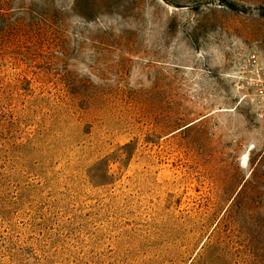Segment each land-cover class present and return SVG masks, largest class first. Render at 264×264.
I'll return each mask as SVG.
<instances>
[{
    "label": "rangeland",
    "instance_id": "obj_1",
    "mask_svg": "<svg viewBox=\"0 0 264 264\" xmlns=\"http://www.w3.org/2000/svg\"><path fill=\"white\" fill-rule=\"evenodd\" d=\"M204 1L0 0V264H264V0Z\"/></svg>",
    "mask_w": 264,
    "mask_h": 264
},
{
    "label": "water",
    "instance_id": "obj_2",
    "mask_svg": "<svg viewBox=\"0 0 264 264\" xmlns=\"http://www.w3.org/2000/svg\"><path fill=\"white\" fill-rule=\"evenodd\" d=\"M202 4L218 6V7H221L224 5V3L220 0H207V1L202 2ZM255 10H257V7H247L243 11L247 12V11H255Z\"/></svg>",
    "mask_w": 264,
    "mask_h": 264
},
{
    "label": "trees",
    "instance_id": "obj_3",
    "mask_svg": "<svg viewBox=\"0 0 264 264\" xmlns=\"http://www.w3.org/2000/svg\"><path fill=\"white\" fill-rule=\"evenodd\" d=\"M229 6H231V3H228Z\"/></svg>",
    "mask_w": 264,
    "mask_h": 264
}]
</instances>
